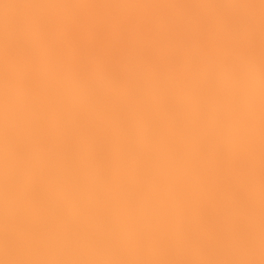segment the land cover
I'll list each match as a JSON object with an SVG mask.
<instances>
[{
  "label": "snow or ice",
  "instance_id": "6c2138e0",
  "mask_svg": "<svg viewBox=\"0 0 264 264\" xmlns=\"http://www.w3.org/2000/svg\"><path fill=\"white\" fill-rule=\"evenodd\" d=\"M2 264H264V0H0Z\"/></svg>",
  "mask_w": 264,
  "mask_h": 264
},
{
  "label": "clouds",
  "instance_id": "9594fccd",
  "mask_svg": "<svg viewBox=\"0 0 264 264\" xmlns=\"http://www.w3.org/2000/svg\"><path fill=\"white\" fill-rule=\"evenodd\" d=\"M0 264H2V261H0Z\"/></svg>",
  "mask_w": 264,
  "mask_h": 264
}]
</instances>
